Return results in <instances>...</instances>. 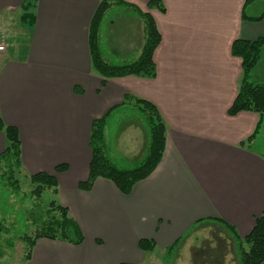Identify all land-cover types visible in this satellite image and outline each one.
I'll use <instances>...</instances> for the list:
<instances>
[{
  "label": "crops",
  "instance_id": "obj_1",
  "mask_svg": "<svg viewBox=\"0 0 264 264\" xmlns=\"http://www.w3.org/2000/svg\"><path fill=\"white\" fill-rule=\"evenodd\" d=\"M22 1L0 0V43L5 46L0 116L19 130V174L26 179L36 172L55 175L56 199L78 224L83 241L73 245L39 238L30 258L21 255L14 264H143L155 249L166 253L186 237L196 238L200 246L208 238L223 244L221 264H231L236 253L226 225L243 238L264 211V152L254 147L255 141L249 147L242 143L260 116L227 113L242 72L241 58L231 54L232 42L264 36V17L242 19L243 8L255 16L263 0H159L164 12L149 8L150 0H123L150 13L161 35L152 56L154 78H103L92 68L88 32L100 0H34L31 26L20 18ZM115 9L107 11L101 26L104 57L111 52L119 61L136 58L144 24L120 10L136 18L141 39L116 32L108 26L112 13L120 12ZM137 43L138 54L132 57ZM263 57L251 73L255 82L264 81ZM125 94L151 102L163 117L166 142L159 165L129 194L103 177L82 190L78 183L86 179L91 160V123L107 112L109 118L132 112V103L121 105ZM143 130L139 120L120 140L118 151L128 164L144 153ZM106 142L110 151L107 136ZM5 145L0 131V153ZM62 163L66 170L57 172ZM142 238L154 240L155 248L140 250Z\"/></svg>",
  "mask_w": 264,
  "mask_h": 264
},
{
  "label": "trees",
  "instance_id": "obj_2",
  "mask_svg": "<svg viewBox=\"0 0 264 264\" xmlns=\"http://www.w3.org/2000/svg\"><path fill=\"white\" fill-rule=\"evenodd\" d=\"M33 7L34 0H23L21 3L22 13L20 18L29 26L33 25L35 20ZM115 7H117L115 10H125L129 14L137 16L144 24L143 41L136 58L112 61L108 57H104V50L100 47L99 35L107 11ZM121 7L125 9H120ZM148 7L157 8L160 12H164L165 9L159 0H150ZM262 8L255 16H249L246 9L243 8L242 19L261 20L264 17V0ZM160 40L161 35H159L157 25L150 13L143 12L123 0H100L91 18L88 32L92 68L103 78L126 75L154 78L156 70L152 56ZM263 50L264 36L254 40L236 38L231 46V54L241 58L242 72L239 77L237 95L227 109V113L236 115L239 111H252L260 116L250 137L246 142H242L243 144L246 143L248 147L263 126L264 81L255 82L251 78L252 71L264 56ZM131 103L132 113L141 121L147 135L142 157L136 162L121 165L115 158L108 155L105 128L108 123L109 112L104 116L95 118L91 123L89 136L91 150L89 171L86 179L78 183L80 189L90 190L95 179L103 177L112 181L121 193L129 194L136 182L149 176L159 165L166 142V128L163 117H161L157 106L151 102L131 94H125L121 105L129 107ZM0 131L3 132L6 139V145L0 153V185L9 188L11 192H18L21 184L17 176L21 167L19 130L16 126L6 125L0 116ZM66 168V164L62 163L57 165L55 170L62 172ZM28 178L33 185L30 196L39 199L45 189H50L56 198L58 182L54 174L36 172L28 175ZM13 225L12 222L7 223L3 219L0 220V230L2 229L6 233H10ZM226 228L234 241L236 264H262L264 262V211L256 216L251 232L243 238L237 235L232 226L226 225ZM18 237L26 244L24 259L30 258L32 248L39 238L60 240L73 245H79L83 241V235L78 224L69 215L68 209L56 199H52L48 203L46 218L42 221L40 228L35 231V234L32 236L21 234ZM11 243L10 240L9 244ZM175 243L166 248L165 256H168L167 258L173 253L176 247ZM138 247L142 251H151L155 248V242L152 239L142 238L138 241Z\"/></svg>",
  "mask_w": 264,
  "mask_h": 264
},
{
  "label": "rangeland",
  "instance_id": "obj_3",
  "mask_svg": "<svg viewBox=\"0 0 264 264\" xmlns=\"http://www.w3.org/2000/svg\"><path fill=\"white\" fill-rule=\"evenodd\" d=\"M115 16L120 18H117V20L114 21L113 17ZM111 19L108 26L113 25V29L117 30L116 32L126 34L132 38H135L136 36V38L139 39L138 42L140 41L141 35L139 31L141 28L140 25L137 24L138 32L136 33L135 17H129L121 11H114ZM1 31L2 27H0V32ZM139 44L140 43L136 44L137 46L130 56L135 57L138 54L137 50L140 46L138 49L137 47ZM13 53L20 54L22 53V49H14ZM106 56L112 61H118L120 59L116 54L111 52L110 54L106 52ZM108 121L110 122L107 124L106 136L112 146L110 147V151L107 150V153L115 158L119 164L127 165L128 163H126L125 159L118 151V145L120 144V140H123V138L128 135L129 131L132 128H135L139 120L132 112H126V114L122 115L115 112ZM143 137L145 145L146 135L141 134L140 140L141 138L143 140ZM254 141V147L258 149L259 152L263 153L264 122ZM143 150L144 149L140 152V155ZM140 155L131 160H137ZM17 176L21 182L20 191L11 192L9 188H4L3 185H0V220L3 219L7 223L12 222L14 224L10 229V233H6L2 229L0 230V264H14L19 262L20 257H24L26 244L19 239L18 235H34L35 231L40 228L42 221L46 218L48 203L52 199H56L50 189H45L39 199L30 196V190L33 185L29 179L23 178L21 174H17ZM208 232L209 231L207 230V233ZM195 239L196 238L190 237L187 239L186 237L183 243L174 248V251L169 258H167L168 256H165V249L162 250L157 248L150 257L149 254H147V257L149 258L143 264H221L225 261L226 247L223 244H215L208 238V241H205L203 246H200ZM10 240L12 241L11 244H9ZM231 257L232 259L229 260L231 264H236L237 261L235 255L233 254Z\"/></svg>",
  "mask_w": 264,
  "mask_h": 264
},
{
  "label": "built area",
  "instance_id": "obj_4",
  "mask_svg": "<svg viewBox=\"0 0 264 264\" xmlns=\"http://www.w3.org/2000/svg\"><path fill=\"white\" fill-rule=\"evenodd\" d=\"M4 50V45L0 44V52H2Z\"/></svg>",
  "mask_w": 264,
  "mask_h": 264
}]
</instances>
